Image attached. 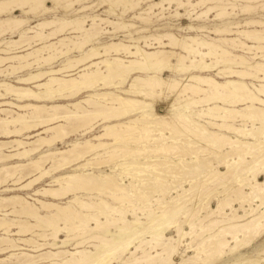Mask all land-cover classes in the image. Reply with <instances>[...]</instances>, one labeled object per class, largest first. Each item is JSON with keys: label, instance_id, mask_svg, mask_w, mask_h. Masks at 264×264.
Here are the masks:
<instances>
[{"label": "bare ground", "instance_id": "1", "mask_svg": "<svg viewBox=\"0 0 264 264\" xmlns=\"http://www.w3.org/2000/svg\"><path fill=\"white\" fill-rule=\"evenodd\" d=\"M87 1L89 0H0V37L6 33L11 35L19 32L21 42L28 41L26 44L30 46L32 43L30 39H34L35 44H42L29 51L25 48L22 51L26 50V52L23 53L0 55V76L6 78L16 70H27L26 73L18 75L14 83L5 78L0 80V107L12 105L21 109L20 111L29 108L33 110V114L29 117L23 112H17L16 116L10 115L0 119L1 134L15 136L10 142L14 152L2 151L7 143L0 142V166L8 159L29 158L27 163L0 167V188H3L1 191L13 190L9 186H2L7 184L8 180L17 186L18 189H14L15 191L33 187L44 177L49 176L51 186L58 188L34 187L36 194L61 198H67L68 194L69 196L72 194L74 201L81 209L90 211L80 216L69 205L60 207L52 202L38 200L41 206L53 207L60 215H63L62 217L55 214L57 220L70 224L69 227L67 225L62 227L68 234L74 230L77 232L79 229L74 222L76 218H79L84 227L90 226L89 223L94 221V227L88 228L89 230L95 227L103 230L104 226L110 223L102 221V216L107 219L109 215L121 213L120 219L126 228L124 231L119 228L120 232L122 230L120 236L110 238L105 234L90 237L97 239V243L94 244L95 251L78 250L76 253L80 254L79 259L72 258L68 264H111L112 261L119 260L127 253L134 255L133 253L145 244L147 247L149 245L154 248L160 247L161 251L156 252V256L167 263L177 255L181 245L179 240H174V236H167L169 229L173 226L176 227L178 237L194 236L189 244L199 239L195 241V245L190 246L191 251H196V255L188 259L194 262L210 264L224 259L229 255L228 252L234 251L239 245H250L264 232V179H260L264 175V35L261 33L263 30H239L238 28L235 31L242 35L243 39L251 41L250 45L237 37L218 39L232 41L234 44L229 42L232 48L239 47L242 53L253 54L255 60H260L250 61L243 55L231 53L220 44L198 35L199 32L205 31L208 33L211 31L220 36L230 35L233 33L231 25L213 27L208 30L205 26L189 23L178 27V31L182 33L164 31L152 35L136 37L133 35L147 30V25L164 18L185 16L184 19L193 22L207 17L212 12L215 13L213 21L232 18L238 14L234 13L233 1L235 0H101L99 3L83 4ZM239 1L245 2L239 8L241 14L254 9L251 3L255 0ZM49 2H52V7L48 5ZM78 2L79 4L82 2L83 5L74 10L73 7ZM142 4H145L144 8ZM171 4H175L174 8H171ZM104 5L108 6L106 10L108 16L87 14L85 11L86 14L78 16L66 14L67 17H55L50 20L42 17L34 25H27L28 17L14 15L16 11H21V14L37 18L58 8L64 9L65 13L72 9L76 14L94 6L101 8ZM138 9L139 11L136 12ZM155 10L158 12L156 13ZM164 10H168V16L163 13ZM128 12H131V19L139 20L142 25L125 21L123 16ZM111 16L114 18L112 19ZM88 20L89 24L86 23ZM103 24L112 27L113 30L105 29ZM238 24L235 23V27H238ZM245 24L264 26V22L257 20H248ZM161 25L163 24L159 22L153 25L156 26L153 31L166 28L160 27ZM46 28H49L48 32L44 30ZM66 28L77 33L76 38L79 40H68V38L66 42L65 38H61L58 42H42L62 34ZM118 31H128L129 37L119 42L111 41L99 45L103 33L110 35ZM188 32L196 33L190 35ZM28 33L33 35L26 36L25 34ZM113 37L109 36L111 39ZM15 41H8L4 46L2 44L5 42L0 41V54H9V47ZM57 43L59 46H66L67 49L68 46L73 45L79 54L75 57L69 56L71 48L66 52L59 50L63 56L64 54L66 56L64 63L54 68L51 64L59 57L56 58L54 55L56 53L51 54L50 51L58 49ZM44 50H48L47 55L41 54ZM7 62H9L8 68L2 69L1 66ZM212 71H217L216 75L219 78H227L226 81L219 82L209 74ZM165 73L168 75L166 76ZM250 79H256L258 83L251 82L249 85L246 80ZM87 91L95 92L75 101ZM8 96L20 104L9 102ZM219 100L228 102L230 106L236 103L245 106L240 110L230 109L215 103ZM47 101L55 103L47 105ZM65 101L68 103H61ZM82 103L91 109H86ZM161 103L167 109L164 113L156 110ZM197 104L209 106L196 113L192 106ZM1 112L6 114L10 113V110L0 108ZM193 116L200 117V121ZM236 118L248 120V123L234 125L231 122ZM9 124L18 126L12 129L9 128ZM95 125H102L103 128L100 134H91L94 142L91 141L92 139L78 141L68 148L44 153L35 160L31 157L44 144L50 147L55 145L56 140L61 143L72 141L67 139L79 128L82 135L92 133ZM34 128L40 130L27 134L28 140L19 138L25 129ZM221 131L239 134L242 139ZM44 132H49L50 135L42 136ZM156 132L160 135L155 136ZM180 137L184 140H180ZM150 138L154 143L163 142L164 145L144 148L126 146L130 144L136 146L150 141ZM105 139L108 141H104ZM113 142L124 146L105 150L112 146ZM226 147L230 150L225 151ZM102 150L105 151L100 152ZM150 153H156L158 157H175L177 160L166 158L150 160L147 158ZM90 155L94 156L87 160ZM99 156L102 158L99 159ZM139 158L146 160H138ZM192 158L197 159L191 160ZM248 158H252V161L250 162ZM47 159L52 162V170L44 167ZM103 163H115L118 167H129L128 171L139 172L142 185L138 186L132 181L130 185L137 194L143 189L150 190L151 196L142 198L148 201L154 195L152 192H156L158 188L166 194L172 188L176 189L177 186L184 185L188 179L193 181L204 172L207 174L204 177V183L193 182L190 185L188 194L175 192L174 198L160 204L158 207L162 211L160 215L148 212L146 217L149 220L142 223V228L138 229L134 226L139 218L136 217L133 221L125 219L126 213L121 207L111 206L100 199L99 201H83L76 195L77 191L94 190L107 193L108 197L121 204L129 201V192L125 185L120 184L112 175L97 174L94 173L95 170H90L100 168ZM146 167L153 170L150 171ZM222 167L225 169L222 170ZM9 168L11 170L6 171ZM66 168L72 170L83 168L86 172L77 171L57 175L51 173ZM149 175H154L156 179H151ZM167 175L172 176L171 181L168 180ZM226 175L232 177L230 181L226 182ZM218 177L219 180L215 184L223 185L221 190L182 210L184 204L197 197L194 192L200 186L207 185ZM24 178L28 181L22 182ZM9 198L19 203V209L12 206L7 213L21 212L28 216L42 218L33 206L20 196L1 197L0 200L3 202ZM176 198L180 201L179 203H176ZM214 198L217 200L216 208L210 207ZM237 202L239 205L233 206ZM202 203L210 207L204 215L199 214ZM216 212L218 215H223V218L213 219L212 215ZM230 213L232 214L228 217ZM180 216H183L185 220H179ZM111 222L116 224L115 219ZM185 222L188 223V230L183 229ZM198 224L200 226L197 227ZM24 225L25 221H18L19 229L16 232L28 231ZM10 226L12 225L6 219L0 218V230H4L5 234L11 231ZM59 230V227H55L53 238ZM146 236L150 239L143 240ZM171 239L173 243L166 242ZM135 241L139 243L131 251V245H134ZM14 243V240L1 237L0 252L11 251L9 249L16 247ZM81 244L82 241L76 243L80 246ZM61 253L65 252H47L44 256L48 259ZM150 255H145L144 252L142 257L145 256V258H138L134 260V263L156 264L155 260L158 257ZM9 256L15 257L16 254L11 253ZM24 257L25 261L18 264H26L30 255H24ZM1 261L3 259H0V264H5ZM260 261L264 262V257ZM257 262L259 261L248 260L245 264H257Z\"/></svg>", "mask_w": 264, "mask_h": 264}, {"label": "rangeland", "instance_id": "2", "mask_svg": "<svg viewBox=\"0 0 264 264\" xmlns=\"http://www.w3.org/2000/svg\"><path fill=\"white\" fill-rule=\"evenodd\" d=\"M92 2L93 3L94 2H98L99 3V2H101V0H89V1H87L85 3H83V4H91ZM51 3L52 2L48 3V5L50 7H52ZM244 3L245 2L239 1V0L233 1V6H235L234 13H238V14L233 16L232 18H228V19H225V20H219V21L218 20L213 21L212 19L214 18V14H215L213 12L209 14L210 16L208 15L207 17L201 18L202 20L205 19V21H201V19H200L199 21L191 22L188 19H184L185 16L179 17V18H176V17L164 18V19H161V20H159V21H157V22H155L153 24H149L150 26L147 25L148 26L147 30L141 31L140 33H135L133 35H134V37H136L138 35H152V34H159V33H162L164 31H172L174 33H182L181 31H178V27L179 26H185V25H187L189 23H193L195 25H200V26H205V27L208 28V30L212 29L213 27H225V26H230L231 25L233 33L230 34V35H222V36H220V35L215 34L214 32L211 33V31L209 33L207 31L202 32V33L199 32L198 35L200 37L204 38V39H208L210 41H214L217 44H220L222 48L230 51L231 53H234V54H237V55H243L245 58H247L250 61H260V60H255L253 58V56H254L253 54H244V53H242V51H240L239 47L232 48V44H234V42L229 41V40H227V41L218 40L221 37H228V38L229 37H237V38H239L241 40H245V39H243L244 37L242 35L237 34L235 32L236 30H238V28H239V30H241V29H243V30H263V32L261 31V33H263V35H264V26L263 25H259V24H252V25L251 24H247L246 25L245 24V22L248 21V20H257V21L264 22V0H255L253 3H251L254 6V9H251L250 11H248V13L241 14L242 12L239 11V8H240L241 4H244ZM83 4H82V2H80V4L78 2L73 7V9L75 10V9L79 8ZM141 6H143V8H144L145 4H142ZM171 6H172L171 8H174L175 4H171ZM97 8H98L97 6H94L92 8H89L87 10L81 11V12L76 13V14L73 12L72 9L69 10L68 13H65L64 9L58 8V9H53V11H51L49 13H46L44 16L37 17V18L32 17V15L21 14V11H16L14 13V15L22 16V17H28L29 18V23L27 25H34L35 23L40 21V18L42 19V17L45 18V19L50 20V19H53L55 17L56 18L67 17L66 14H69V16H74V15L78 16V15L86 14V12H87V14H99L100 16H108V14L106 13V10L108 9V6L105 7V5H104L101 8H98V9ZM58 11H60V12H58ZM138 11H139V9L136 12H138ZM155 11H156V13L158 12L157 10H155ZM181 12L184 13L183 10H181ZM163 13H165V15L168 16V10H164ZM123 17H124L125 21H127V22H132V23H135L136 25H142L139 20L131 19L132 18L131 12H128L127 15H125ZM111 18L113 19L114 16H111ZM153 21H155L154 17H153ZM158 22H159V24H163L160 27L165 26L166 28L165 29H161V30L153 31L154 28L156 27V26H153V25H157ZM86 23L89 24L90 21L88 20ZM235 23H239L238 27H235ZM102 26L103 27L105 26L106 27V28L104 27L105 29H110V31L113 30L112 27L106 26V24H103ZM46 29H44V30L46 32H48L49 28H46ZM132 31H134V30H132ZM115 33H112V34H115ZM127 33H128V31H125V32L124 31H118V33H116L115 35H112V34L108 35V33L107 34L103 33L102 34L103 35L102 38H100L99 45L107 44V43H109L111 41L119 42V41H122V40H126L129 37ZM195 33L196 32H188V34H190V35H194ZM25 35L26 36H31V35H33V33H28V34H25ZM77 35H78L77 33L72 32L71 30L66 28L62 32V34L56 35L54 37H51V40L45 39L42 42H49V41L58 42L61 38H63V39L65 38L66 42H67L68 38H69L68 40H70V39L71 40H79V39L76 38ZM109 36H114V37L111 39V38H109ZM19 38H20L19 32L13 33L11 35L9 33H6L5 35L1 36L0 37V39H1L0 41L5 42V43L2 44V46H4L8 41H12V40L13 41L16 40V41L12 42L13 45H11V47H9V49H10V51H9L10 53L9 54H0V55H2V56L3 55H6V56L15 55V54L26 52V50L27 51L33 50V49H35V48H37V47L42 45V44H35L34 39H30V43L31 42L32 43L29 46L28 44H26V42H28V41L21 42L22 40H19ZM229 42H231L232 44L229 43ZM245 42L248 43L249 45L252 44L251 41L245 40ZM235 43H237V41H235ZM16 46L17 47L19 46V47L17 48ZM28 46H29V48H28ZM73 47H74L73 45L68 46V49L71 48L69 50L71 53H69L68 55L75 57L79 53H78V51H76L77 49L75 47H74L75 49H73ZM25 48H26V50L22 51ZM57 48H58L57 49L58 51L56 49H55V51L54 50L50 51L51 54L56 53V54H54L56 56V58L59 57L58 59H56L58 61H56L54 59L55 61L53 60V62L51 64L54 68L60 67V65H62L64 63V58L66 56L65 54L63 56V54L60 53L59 50H62L64 52H66L68 50L66 46H64V47L63 46H59V43H57ZM72 49H73V52H72ZM18 51H21V52H18ZM47 51L48 50H44L43 52H41V54H46L47 55V53H48ZM207 60L210 61V59H207ZM15 61H17V60H15ZM8 63L9 62H7L5 65H2L1 68L2 69L8 68L7 67ZM219 63H221L220 60H219ZM57 65H59V66H57ZM14 72L11 73L10 76H7L6 78L0 76V80L5 78L6 80L11 81V83H14L15 82V78L18 75L26 73L27 70L26 71L16 70V72L15 73ZM216 72L217 71H212L209 74L211 76H213L215 79H217L219 82L226 81L227 78H224V77L223 78H219V77H217ZM165 75L167 76L168 73H165ZM246 81H247V83L249 85H250L251 82L255 83V84L258 83L256 79H250V80H246ZM31 86H33V84ZM93 92H95V91L84 92L75 101H79L82 98L86 97V95L91 94ZM7 100L9 102L18 103L16 100H14L12 97H9V96L7 97ZM46 103H47V105H50V104L55 103V102L47 101ZM61 103H65L66 104V103H68V101L61 102ZM215 103L219 104V105H222L223 107H226V108H230V109L234 108V109H239V110L245 106V105H241V104H237V103L234 104V106L232 104L230 106V105H228V102L224 103L221 100L216 101ZM18 104H20V103H18ZM82 106L86 107V109H91L90 107L86 106L85 103H82ZM208 106L209 105L197 104V106L196 105L192 106V109L195 110L196 113H199L202 110H204L205 108H207ZM0 108H7L8 111L10 110V113H6L8 115H6L5 112H1L2 114L0 113V119H5L6 117H10V115L11 116H16L17 112H23L28 117L31 116V114H33V110L30 109V108L26 109V110H23V111H20L21 109H18L17 107H14L12 105H9V106L5 105V106H2ZM69 109L75 110L72 107H69ZM160 109H162V110H160ZM156 110L159 113H164L165 111H167V109L164 108L162 103L159 104V106L156 108ZM11 111H12V113H11ZM212 114L215 115V113H212ZM193 118L196 119L197 121H200V119H201L200 117H197V116H193ZM234 120L235 121L231 122L234 125H240V124H244V123L247 124L248 123V120L244 121L241 118H236ZM246 124H245V127L247 126ZM0 126H2V125H0ZM15 126H18V125H15ZM15 126H14V124H9V128L13 129ZM96 126L97 125H95L93 127L94 131L92 133H90V134H87V135H82L81 128H79V130L76 133L71 134L70 137L67 139V140H72V141H66V142H62L61 143V141H57L56 140L55 141V145H52L50 147H48L47 145L44 144V145L41 146L42 148L40 147L39 148L40 150L38 149V151L36 153H33L31 157L34 158V160H35L36 158H38L40 155H42L44 153H48L50 151H58V150H61V149L68 148L74 142H78V141L84 142L85 140L92 139L94 134L97 135V134H100L102 132L103 126L102 125H99L97 127ZM241 126H243V125H241ZM39 130H38V128H36V129L34 128V129H30V130H26L25 129V131L27 133L25 131H23L20 134L19 138H21V139L25 138L24 140H28V135L27 134H29V133L33 134V133H35V132H37ZM0 131H1V128H0ZM221 132L225 133V134H228L230 136L242 139V136L239 135V134L228 133L226 131H221ZM91 134H93V135H91ZM0 135H1L0 136V142L2 141V142L7 143V145L2 148V151L7 152V151L11 150V152H14V150H13L14 148H13V146H11L12 144L10 142H11V140L13 138H15V136L6 135V134H3V133L1 134V132H0ZM43 135L44 136H48V135H50V133L49 132H47V133L44 132V133H42V136ZM159 135L160 134L158 132H156L155 136H159ZM179 139L180 140H184V138H182V137H180ZM149 140L150 141L143 142V143H141L139 145H136V146L132 145V144L126 145V146L127 147H133V148H144V147H159V146L164 145L163 142L154 143L152 138H150ZM91 141L94 142L93 139ZM104 141H108V140L105 139ZM8 142H9V144H8ZM115 146H124V145L114 144V142H113V145L108 147L105 150L112 149ZM105 150H102L100 152H103ZM224 150L227 151V150H230V148L226 147V149H224ZM39 152H41V153L39 154ZM93 156L94 155L88 156L87 160L88 159H92ZM102 156H104V155H102ZM102 156H99L98 158L100 159V158H102ZM147 158L150 159V160L162 159V158H166V159H170V160H174V161L177 160V158H175V157H158L156 155V153H150ZM140 159L141 160H146L145 158H139L138 160H140ZM195 159H197V158H192L191 160H195ZM10 160L9 159L6 160L2 164V166L9 167V166H13V165L21 164V163H27L29 161V158L28 159L27 158H23V160L15 158V159H10ZM248 160L251 162L252 158H248ZM107 164L106 163L101 164L100 166L102 168L101 167H100L101 169L98 168L99 170L97 168L90 169V170H95L94 173H97V174H102V175L109 174V175H112L120 184L125 185L126 188H127V191L129 192V201L121 204L120 202H115V200H113L112 198L108 197L107 193H101V192L94 191V190H92V191H77L76 195L78 197H80L83 201H87V202L88 201H99V199H100V200L106 201L111 206L121 207L122 210L126 213L125 214V219L133 221V220H136V217L139 218L138 222L134 226V227H136L138 229L142 228V223H146L149 220L146 217V214L148 212H152L154 215H160L161 212H162L158 208L160 204H164L167 201H169L170 199L174 198L176 196L175 192H178V193L185 192L186 194H188V190L190 188V185L193 182H201V184L204 183V177L207 174V173L205 174V172H204L202 175H199L198 177H196L193 181L191 179H188L186 181L187 183L185 182L184 185L177 186L176 189L172 188V190H170L166 194H164L165 192L161 191V188H158V190H155L156 192H152V194L154 193V195L152 196L151 200L148 201V200H142V198H144L145 196H147V197L151 196V195H149V193H151L150 190L147 191V189H145V190L143 189L141 192H139L137 194L136 192L133 191V189H132V187L130 185V181H132L134 184H136L138 186L142 185L141 182H140L141 179L139 178V176L141 174L139 172L128 171L129 167H118V165L115 164V163H107ZM2 166H0V167H2ZM44 167L47 168V169H50V170L53 169L52 162L50 161V159L46 160V162L44 163ZM146 169H148L150 171L153 170L150 167H146ZM224 169H225V167H222V170H224ZM8 170H11V168L7 169L6 171H8ZM77 171L86 172V170H84L83 168L78 169V170H72L70 168H66V169H58L56 171H52L51 173L53 175H57V174H71V173H74V172H77ZM5 175H7V173H5ZM226 176H227L226 177V182L230 181L232 177H229L230 175H226ZM149 177L151 179H156V177L154 175H149ZM167 177H168L169 181L172 180L171 179V177H172L171 175H167ZM50 179L51 178L49 176L44 177L42 180H40L39 182L34 184L33 187H30V188H27V189H23V190L19 189V190H15V191H14V189H18V188H17L16 185L12 184L11 180H8L6 182L7 184H2V186L3 185L9 186L13 190L12 191H1V189H3V188H0V198L1 197H11V196H13V197L14 196H20V197L24 198L29 204H31L33 206V209L36 210L37 213L39 214V216L42 217V218H38V217H34V216H28L27 214L21 213V212H16V213L8 212L7 213V211L11 210L12 206H15L16 208L19 209V203L16 200L10 199V198H9V200L7 199L8 201L6 200V201L1 202V200H0V202H1L0 203V205H1L0 218L6 219L10 223V225L13 226V227L12 226L9 227V230H11V231L7 232V234H5L6 232H4V230H0V238L1 237H5L7 239L14 240V242H15L14 244L16 245V247L9 249V250H11L9 252H5V253L0 252V259H3V261H1L2 263L4 262L5 264H9V262H10V264H18V263H21V262L25 261L26 258L24 257V255H28V256L30 255L29 260L26 262V264H53V263L54 264H68L69 261L72 258L79 259L78 257H80V254L76 253L78 250H86V251L89 250L91 252L95 251L94 244L97 243V239L90 238V237L103 236V235L106 234V237L116 238V237L121 235L122 230L123 231L125 230L126 227H125V225L122 223V221L120 219V217H122L121 213H115L113 215H109L107 219H106V217H103V216L101 217L102 221H104V222L107 221V222L110 223L109 225L107 224L106 226H104L103 230H100L99 228H96V227L91 229V230H89L90 228L94 227V225H95L94 221L93 222L91 221L92 223L91 222L89 223L90 226L84 227L83 225H81V221L79 220V218H76V219H74V222L78 225L79 229L77 230V232H76V230H74V232H69V234H68V232L65 229H62V227L64 225H67L69 227L70 224L69 223L65 224L63 220H57V217L55 216V214H59L57 212V210L55 208H53V207L46 208V207L41 206V204L38 202V200L43 201V202H52V203L57 204L60 207H65V206L69 205V206H71L72 210L74 212H77L78 215H80V216H81L82 213H90V211H86L84 209H81L79 207V204L76 201H74L72 194H70V196L68 194L67 198L66 197H64V198L62 197L61 198V197H56V196L54 197V196H50V195L43 196V195L36 194L35 191L33 190L35 188H42V187L58 188L57 186H51L52 184H51V182H49ZM151 179H150V182L152 183ZM260 179L261 180L264 179V175L261 176ZM218 180H219V177H218V179H215L214 181H212L213 183L212 182H210V183L208 182V184H207L208 186L207 185L200 186L199 189H197L194 192V193H196L197 197L193 201H190L189 203H187L186 205L184 204L183 205L184 208H182V210L185 209V208L193 206L198 201H200V200H202V199H204V198H206L208 196H211L213 193L217 192L218 190H221L223 185H219V183L215 184V182H217ZM26 181H28L27 178L24 181L22 180V182H26ZM158 198H160L159 201H158ZM10 200H12V201H10ZM175 201H176V203L180 202L177 198H176ZM238 205L239 204L237 202L233 206H238ZM216 206H217V200H216V198H214L211 201L210 207L216 208ZM210 207H206L205 203L204 204L202 203L200 205V207H199V209H200L199 210L200 211L199 214L201 213L202 215H204L207 211L210 210ZM246 207H248V206L246 205ZM229 212H230V210L228 209V213ZM231 214L232 213H230V215H228V217H230ZM60 216L63 217L62 214ZM212 217H213V219H220V218H223V215H218V213L216 212V213H214L212 215ZM151 218L152 217H150V219ZM114 219H115V223L116 224H113L114 222H111ZM10 220H12V221H10ZM21 220L25 221V225L24 226H25V228L28 229V231H26L25 233H19V232L17 233L16 232L19 229V227H17V223H18V221H21ZM179 220L184 221L185 218L183 216H180ZM185 223H183V229L188 230L189 229L188 223H186V224ZM28 226L31 227V228H29ZM198 226H200V225L198 224L197 227ZM55 227H59L60 230L56 234V237L53 238L52 235L54 233L53 231H55ZM119 228H122L121 232H120ZM175 228H176L175 226L171 227L169 229L168 233H167V236H174V240H179L181 242V245L179 246L177 255L175 257H173L167 263L165 261H161L160 257L156 256V252L161 251L160 247H158V248L155 247L154 248V247H152L150 245L147 247L146 246L147 244H145V245L142 246V248H138L133 253L134 255L131 256L130 253H127L122 258H119V260L117 259V260L112 261L111 264H128V263L129 264H136V263H134L135 262L134 260H136L138 258H145V256L142 257L144 255V252H145V255H148V254L150 255V253H151L150 256L155 255V257H158L159 259L157 258L155 260L156 264H160L161 262L163 264H207V263H203V262L200 263V262H197V261L194 262V260L188 259V258H194V256L196 255V251H191L190 246L195 245V243L197 241H199V239H195L196 242L194 241V242L189 244L191 238L192 237L194 238V236H192V235H188V236L183 235L182 237H178V235H176V229ZM148 239H150V237L146 236V237H144L143 240H148ZM79 241H82L81 246L80 245H76V243L79 242ZM166 242L173 243L172 239L171 240H166ZM138 243H139L138 241L137 242L135 241L134 245H131L130 250L131 251L134 250L135 245H138ZM41 244H44V245H41ZM50 244H54V245H50ZM174 244H176V242H174ZM232 245H233V243H232ZM242 247H243V249H239V248H242ZM263 248H264V232L261 235H259L254 241H252V243L250 245H248V246H245L244 244H243V246L239 245L234 251H232L230 253L228 252L227 254H229V255L225 256L224 259L217 260V261L212 262L210 264H245L248 260H257V261H259V262H257V264H264L263 261H260V259L262 257H264V252H262ZM57 251H61V252L63 251L65 253H61L60 255L58 254L57 255L58 257L57 256L48 257V259L44 256V255L47 254V252H57ZM11 253L16 254V256L15 257L14 256H9L8 257V255L11 254ZM22 254H24V255H22Z\"/></svg>", "mask_w": 264, "mask_h": 264}]
</instances>
